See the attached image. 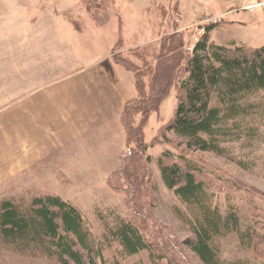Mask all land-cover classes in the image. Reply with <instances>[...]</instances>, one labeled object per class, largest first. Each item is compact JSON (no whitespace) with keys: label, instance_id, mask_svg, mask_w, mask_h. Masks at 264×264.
I'll return each instance as SVG.
<instances>
[{"label":"trees","instance_id":"1","mask_svg":"<svg viewBox=\"0 0 264 264\" xmlns=\"http://www.w3.org/2000/svg\"><path fill=\"white\" fill-rule=\"evenodd\" d=\"M215 27L208 25L188 53L182 32L134 48L142 68L134 60L114 54V61L133 73L136 95L121 115L127 147L106 184L111 192L126 198L133 219H124L113 209L108 218L98 208L95 213L105 228L108 246L119 242L120 258L109 263L105 241H98L92 234L79 207L54 194L34 196L26 205L12 198L1 200L0 237L4 243L22 253L45 254L59 264H122V259L143 250H148L153 260L192 264L190 256L181 252L186 248L200 264H226L220 258L216 237L238 231L243 243L255 244L261 235L258 227L253 224L242 232L234 208L224 216L212 206L214 192L203 178L204 171L186 154L211 152L246 168L242 160L233 157L230 144L241 137H259L264 126V45L251 47L234 41L230 45L217 44L209 36ZM173 87L178 91L176 114L161 129L173 133L183 151L166 150L158 163L168 190L193 213V220L186 218L192 234L180 248L170 244L165 232L159 234L155 226L149 150L161 140L156 144V139H145L151 114L160 109ZM160 134L161 130L156 137Z\"/></svg>","mask_w":264,"mask_h":264},{"label":"crops","instance_id":"2","mask_svg":"<svg viewBox=\"0 0 264 264\" xmlns=\"http://www.w3.org/2000/svg\"><path fill=\"white\" fill-rule=\"evenodd\" d=\"M35 9L42 10L39 16ZM84 9V26L76 32L50 16V4L0 0V194L32 177L42 191L35 197L54 194L78 205L89 200L81 205L90 209L102 192L79 193L98 180L106 183L119 166L127 147L121 115L136 95L134 76L114 61L119 43L107 21L97 31L86 22L96 8ZM157 40L158 34L123 50Z\"/></svg>","mask_w":264,"mask_h":264},{"label":"rangeland","instance_id":"3","mask_svg":"<svg viewBox=\"0 0 264 264\" xmlns=\"http://www.w3.org/2000/svg\"><path fill=\"white\" fill-rule=\"evenodd\" d=\"M46 3L55 8L50 16L56 17L58 22L65 20L70 23L65 25L69 31L70 28L74 31L82 28L86 18L84 8L88 5L94 6L96 11L86 22L95 25L93 27L97 30L101 27L100 21H107V32H110L114 38H118L119 44L115 48V55L120 54L129 60H134L141 68L143 62L135 58L134 48L129 50H123V48L140 46L147 43L149 39L155 38L157 34L160 41L163 36L168 37L173 33L182 32L186 38L188 53L190 52L188 48L205 34L207 26L215 24L216 27L209 36L217 44L230 45L234 41L238 45L251 47L264 45V0H35V4ZM252 6L256 7L251 8ZM41 12L42 10L35 9V16H39L38 13ZM215 18H218L217 23L212 21ZM148 52L151 56L152 50ZM177 93L178 91L173 87L170 94L162 101L160 109L151 114L145 129V139L148 142L156 139V144L159 143L158 139L161 140L149 150L151 212L156 222L155 226L159 234L165 232L163 235L169 237L167 241L170 244L174 243L180 248L181 243L192 234L191 226L186 218L193 220V213L168 190L158 163L159 156L166 150L176 153L183 151V147L178 146L180 140L173 133L161 129L176 114L175 94ZM160 130V136L156 137ZM259 132V137L253 139L241 137L238 142L230 144L233 146V157L242 160L246 168L228 157L217 156L211 152H186L189 158L196 161L204 171L203 178L207 180L214 192L212 206L217 207L224 216L229 209L234 208L239 214L242 232H246L254 224L258 227V233L261 234L252 246L242 242L238 231L216 237L220 258L226 264H264V126ZM17 181V183H9L0 197L8 196L16 203L26 205L36 194L42 193L35 186V178L25 177ZM102 181V179L98 180L97 185L87 187L90 194L88 191L79 193L80 196L85 197L92 196L91 191L102 192V194H95L99 199H95L90 209L82 206H89V200L83 203L78 202L82 204L81 206L75 202L71 203L81 208L79 209L84 213L92 234L98 241L104 242L105 228L94 209L97 207L98 212H102L106 217L110 209H116L113 211L120 214L122 218L130 220L133 219V212L126 198L111 192L107 184ZM107 206L111 207L107 208ZM105 245L104 253L109 263L117 257L120 258L121 247L118 241L111 246H108L105 241ZM181 250L191 257L189 259L192 264H200L199 259L190 250L187 248ZM137 262L169 264L168 259L153 260L148 250L122 259V264ZM0 264L59 263L42 253H22L14 246L4 243L0 237Z\"/></svg>","mask_w":264,"mask_h":264},{"label":"built area","instance_id":"4","mask_svg":"<svg viewBox=\"0 0 264 264\" xmlns=\"http://www.w3.org/2000/svg\"><path fill=\"white\" fill-rule=\"evenodd\" d=\"M253 7H256V6H252L251 8H253ZM212 21H213V23H217L218 18H215L214 20L212 19ZM197 41H198V39L195 41V43H196ZM195 43H194L192 46H190V47L188 48L190 52L193 51L194 46H195Z\"/></svg>","mask_w":264,"mask_h":264}]
</instances>
